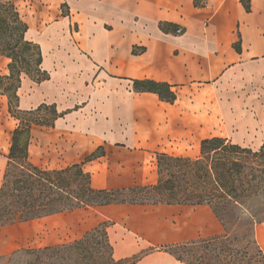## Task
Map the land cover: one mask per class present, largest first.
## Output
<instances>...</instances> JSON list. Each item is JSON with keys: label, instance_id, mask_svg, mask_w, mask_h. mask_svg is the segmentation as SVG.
I'll list each match as a JSON object with an SVG mask.
<instances>
[{"label": "crops", "instance_id": "crops-1", "mask_svg": "<svg viewBox=\"0 0 264 264\" xmlns=\"http://www.w3.org/2000/svg\"><path fill=\"white\" fill-rule=\"evenodd\" d=\"M24 1L36 13L26 39L40 45L50 78L22 75L18 109L58 113L51 125L31 128L34 164L83 163L93 187L126 188L157 182L158 153L197 157L212 136L264 142V0H250L249 10L242 0ZM9 62L0 56L1 75L9 74ZM137 79L168 83L176 100L135 91ZM17 127L8 96L0 94V187ZM151 206L186 207L118 203L58 214L91 210L87 231L108 222L121 259L144 246L111 236L146 234L139 221ZM135 264L186 263L156 250Z\"/></svg>", "mask_w": 264, "mask_h": 264}, {"label": "trees", "instance_id": "trees-1", "mask_svg": "<svg viewBox=\"0 0 264 264\" xmlns=\"http://www.w3.org/2000/svg\"><path fill=\"white\" fill-rule=\"evenodd\" d=\"M242 2L249 10L250 0ZM27 30L15 0H0V56L10 59L9 74H0V94L8 96L9 111L17 118L21 75L25 73L36 82L50 78L41 67L40 45L26 39ZM240 43L234 44L238 51ZM133 88L154 92L164 101L176 100L175 92L165 82L137 79ZM41 109H50L53 120L58 115L49 106L28 112ZM24 122L21 120L13 131L7 156L0 187V226L87 206L207 205L223 232L150 247L144 254L165 251L186 264H264V251L255 232L256 224L264 221V143L255 149L225 137H208L201 141L197 157L158 153L155 184L97 189L83 163L56 169L34 164L29 157L31 128L53 121ZM94 157L95 153L86 160ZM108 227L109 223L103 222L70 242L17 249L0 255V264H135L141 256L115 257Z\"/></svg>", "mask_w": 264, "mask_h": 264}, {"label": "rangeland", "instance_id": "rangeland-1", "mask_svg": "<svg viewBox=\"0 0 264 264\" xmlns=\"http://www.w3.org/2000/svg\"><path fill=\"white\" fill-rule=\"evenodd\" d=\"M15 2L25 22H27L28 18L36 15L35 11L31 9L29 2L24 0H15ZM63 12H65L64 9ZM34 51L35 50H33V52ZM35 57L34 55V58ZM33 62L34 60L32 63ZM32 69V74H36ZM22 75L26 74L23 73ZM260 97L264 102V87H262ZM16 112L18 118L14 117L18 119V125H20L21 120L27 123L34 119L51 123L54 117L50 109H41L40 111L34 112L17 110ZM241 145L255 149L261 146L256 147L257 145L255 143L250 144V141L247 140L241 141ZM59 164L62 165L61 163ZM59 164L54 163L49 165H56L57 167L60 166ZM185 206L186 207L175 208L151 206V210L148 213L149 217L139 221L142 231L146 234L131 236H119L118 234H114L111 236L112 240L116 242L120 239L127 240L129 243L128 245L133 246L139 245L140 243V245L144 246V249L133 256H142L150 247L202 236H210L224 231L223 226L209 206ZM90 211L91 210H86L85 212L80 210L69 214L63 213L0 226V255L11 254L13 251L20 248L43 247L70 242L80 238L87 231L85 228L90 224V219L92 218L91 214L89 215ZM155 228L158 230L155 231ZM258 231H260L259 234ZM255 232L257 240L264 251V221L256 224Z\"/></svg>", "mask_w": 264, "mask_h": 264}, {"label": "bare ground", "instance_id": "bare-ground-1", "mask_svg": "<svg viewBox=\"0 0 264 264\" xmlns=\"http://www.w3.org/2000/svg\"><path fill=\"white\" fill-rule=\"evenodd\" d=\"M260 231H258V234H259Z\"/></svg>", "mask_w": 264, "mask_h": 264}]
</instances>
